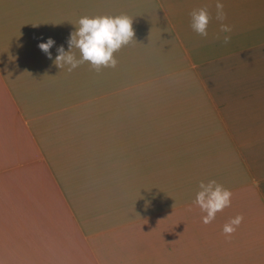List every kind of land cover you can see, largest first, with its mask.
<instances>
[{"label": "crops", "instance_id": "obj_1", "mask_svg": "<svg viewBox=\"0 0 264 264\" xmlns=\"http://www.w3.org/2000/svg\"><path fill=\"white\" fill-rule=\"evenodd\" d=\"M216 2L0 0V264H264V0H220L230 33ZM122 14L114 68L54 64L81 17ZM211 180L232 198L205 225Z\"/></svg>", "mask_w": 264, "mask_h": 264}, {"label": "clouds", "instance_id": "obj_2", "mask_svg": "<svg viewBox=\"0 0 264 264\" xmlns=\"http://www.w3.org/2000/svg\"><path fill=\"white\" fill-rule=\"evenodd\" d=\"M215 7L216 19L221 22L220 33H230L232 31L231 26L223 23L226 19L224 5L220 0H217ZM190 16L193 31L199 36L206 38L208 36V25L212 19L207 7L194 9ZM78 24L79 26L71 33L68 40L69 51L66 52L63 46H60L57 49L58 55L54 60V64L59 68L69 65V72L85 62H88L97 71L102 67L114 68L117 64L114 53L129 44L135 36L132 26L133 19L123 14L118 16H83L79 19ZM217 39H220L219 35H217ZM230 39V35L223 36L225 44ZM53 44L54 41L49 38L46 43L39 45L49 58H51L49 49ZM73 48L79 50L80 59H76L71 52ZM199 188L200 191L196 194L193 203L206 213L202 221L207 225L212 223L218 212L231 205L232 192L215 180H211L207 184L202 181L199 184ZM243 220L244 217L242 215L232 218L223 226V233L227 237H231Z\"/></svg>", "mask_w": 264, "mask_h": 264}]
</instances>
